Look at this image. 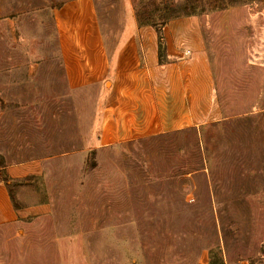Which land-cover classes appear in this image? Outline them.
<instances>
[{"label":"rangeland","instance_id":"obj_1","mask_svg":"<svg viewBox=\"0 0 264 264\" xmlns=\"http://www.w3.org/2000/svg\"><path fill=\"white\" fill-rule=\"evenodd\" d=\"M42 1H5L27 14L0 42V69L19 64L0 73V172L39 160L11 193L50 210L0 227V264H264V0H132L142 23L199 19L227 118L92 149L95 101L68 92Z\"/></svg>","mask_w":264,"mask_h":264},{"label":"crops","instance_id":"obj_2","mask_svg":"<svg viewBox=\"0 0 264 264\" xmlns=\"http://www.w3.org/2000/svg\"><path fill=\"white\" fill-rule=\"evenodd\" d=\"M5 1L0 0V42L8 32L12 41H19L18 25L27 13L9 10ZM118 1L119 14L110 10V0L33 3V14L41 18L38 28L51 21L68 92L80 101V109L95 101L84 146L123 145L226 119L199 19L186 15L166 20L160 36L151 23L139 20L132 0ZM44 10L49 13L45 19ZM18 66L1 68L0 73L11 75ZM26 70L29 75L36 72L33 65ZM1 170L13 180L43 171L39 160L10 163ZM49 210L45 203L15 207L8 187L0 182V227Z\"/></svg>","mask_w":264,"mask_h":264},{"label":"trees","instance_id":"obj_3","mask_svg":"<svg viewBox=\"0 0 264 264\" xmlns=\"http://www.w3.org/2000/svg\"><path fill=\"white\" fill-rule=\"evenodd\" d=\"M165 21H166V20H163L162 23H161L160 25L162 26V25L165 23ZM146 23H147V22H146ZM151 24H152L154 27L157 28V30H158L160 36H162V35H161V34H162V30H161V28H160L157 24H155V23H151ZM11 181H13V179H12V178L6 173L5 170H2V171L0 172V182H3V183L8 187L9 192H10V194H11V198L13 199V202H14L15 207H19V205L16 204V202L14 201L13 195H12V193H11V188H10V182H11Z\"/></svg>","mask_w":264,"mask_h":264},{"label":"built area","instance_id":"obj_4","mask_svg":"<svg viewBox=\"0 0 264 264\" xmlns=\"http://www.w3.org/2000/svg\"><path fill=\"white\" fill-rule=\"evenodd\" d=\"M188 54V52H186Z\"/></svg>","mask_w":264,"mask_h":264}]
</instances>
